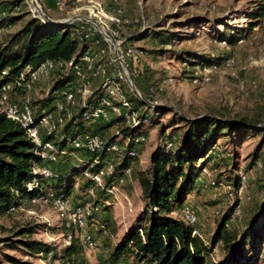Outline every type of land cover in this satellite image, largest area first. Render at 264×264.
<instances>
[{"label": "rangeland", "instance_id": "obj_1", "mask_svg": "<svg viewBox=\"0 0 264 264\" xmlns=\"http://www.w3.org/2000/svg\"><path fill=\"white\" fill-rule=\"evenodd\" d=\"M37 1L45 14L54 20L87 17L85 10L87 6L101 5L111 11L107 0H78V3L77 0H62L64 5L62 10L58 9L52 0ZM261 1L120 0L126 16L141 20L138 26L128 27L121 32L127 45L140 52L129 62L127 71L145 100L149 99V96L144 95L146 91L149 89L156 91L150 97L152 101H149L156 102L155 106L144 102L146 106L139 105L145 122L134 135L143 134L146 142L137 149V158L124 159L118 154L109 157L117 172L127 166L131 168L130 177L119 187V191L128 196L132 210L126 209V203L120 195L117 203L112 198H105L106 196L99 191L101 199L99 211L92 220H87L83 230L75 231V238L71 243L76 247L75 253L62 258L67 248L64 244L66 216L58 213L50 201L31 204L25 200L16 212L0 217V264H52L47 261V255L31 253L17 244L21 239H28L49 248L52 261L56 260L61 264H65L68 259L73 261V264H131L129 258L112 259L111 253L123 235L138 226L141 221L144 204L141 189L133 173L141 169L147 170L152 151L164 145L170 136L178 139L179 132L176 130L182 126L180 117L184 120H194L217 114L229 119H246L254 124L259 123L255 126L257 128L264 126V26L249 30L247 18L248 13ZM15 3L20 6V10L9 14L1 21L0 27L10 25L9 32L0 34L1 46L10 41L32 17L43 20L46 24L64 25L44 20L38 9V13L32 12L28 7L32 4L30 0H0V7L14 6ZM96 25L100 28L98 23ZM148 30L149 34L146 33ZM230 30L241 31L238 36L242 40L231 45H219L214 41H219V37L222 41ZM153 33H166L169 36L172 42L169 51L154 41ZM128 37L132 41L129 42ZM171 49L211 57L218 62L219 67L211 74V79L207 83L187 80L181 76L180 59L174 56ZM227 60L231 62L229 67L225 65ZM200 75L198 71L194 74L196 78ZM42 93L41 90L38 94ZM31 97L38 98L36 94ZM104 129L106 133L104 138L113 139L116 127ZM225 141L227 142H220L223 151L220 154L223 156L207 165L209 171L213 173L209 176H200L202 188L192 194L181 210L187 208L194 214L198 234L203 241L211 242L218 225L223 219H228L226 217L230 214L231 208L239 206L238 218L227 221L226 230L221 234L222 239L214 246V255L230 263L231 259L237 258L233 247L235 242H231L230 238L240 237L246 232L245 228L250 224L251 215L264 203V168L249 169L250 162L256 158L264 163V132L250 133L240 145L230 142L229 138ZM115 142L120 145L124 140L117 135ZM68 149L69 145L65 147V151ZM95 160L82 151H67L60 159L61 162L49 165L54 176L44 182L52 183L56 175L58 176L56 179L61 182L65 180L63 178L65 175L76 172L71 175L72 184L67 197L70 203L80 205L84 202L85 191L90 185L82 173L87 170L95 171ZM52 168L56 169L55 172ZM244 170L245 172L249 170L246 172L248 183L241 190L232 188V184L228 186L234 181L237 173ZM212 175L221 176L226 183L221 187H211ZM106 184L113 185V179H108ZM48 190L57 192V189ZM180 215V210L175 211V217L180 218ZM102 227H105L107 234L103 233ZM28 230L31 231L29 236L22 235L28 233L22 231ZM109 235H113L114 238H109ZM90 240L97 245L90 247L88 244ZM6 243H11L12 246L10 244L5 246ZM263 251L264 243L261 252ZM252 253H249V257H252ZM255 264L264 262L260 257Z\"/></svg>", "mask_w": 264, "mask_h": 264}, {"label": "trees", "instance_id": "obj_2", "mask_svg": "<svg viewBox=\"0 0 264 264\" xmlns=\"http://www.w3.org/2000/svg\"><path fill=\"white\" fill-rule=\"evenodd\" d=\"M247 18L249 19V30L264 26V0L248 13ZM88 28V25L81 22L53 25L43 23L40 19L30 18L11 37L10 41L3 46L0 45V73L7 70L9 74H17L27 68L35 69L46 59L59 62L68 61L74 55L80 56L87 50L93 39L100 38L99 35H92L87 40L85 35L88 34ZM240 32L230 30L222 41L220 40L221 37L218 38L219 41H214L219 45H221V42H225L226 45L240 42L242 40L238 36ZM146 33L149 34L150 30ZM152 38L164 49L169 51V48H171L172 42H170L171 40L166 33H153ZM128 41H132L131 38L128 37ZM172 52L178 60L180 59L181 76L187 80L199 79L201 75L199 78L194 76L197 71L202 73L205 68L216 67L217 70L219 67L218 62L211 57H201L196 53L183 50H172ZM6 80V78L0 77V85ZM71 81V78L67 80L56 77L52 81L48 96L44 87L40 89L39 92L42 90L43 93L38 94V92L36 94L38 98H34L32 101L34 114L37 115L44 109L50 108L56 97L55 93L66 88ZM122 86L124 95L130 102L134 103L136 108H140L139 105H145L131 92L128 85L123 84ZM127 88L129 91L126 90ZM148 92L149 90L144 94L147 97L149 96ZM100 97V90H95L89 102L96 104ZM150 97L152 96L148 97V101H152ZM50 109L52 110V108ZM82 111L83 108H76L74 116L66 122L64 128L55 136H46L45 140H53L61 148L66 147L65 141L61 142L59 140L61 136L60 139L64 136L96 135L107 143H115L117 131L120 133L121 138L132 136L144 124L142 123L140 127L131 129L123 123L121 124V119L110 121L76 120ZM141 119H143L142 115ZM237 120L217 114L202 116L194 120H184L180 117L182 126L176 130L179 132L178 139L170 136L164 145L158 146L152 151L149 158V168L133 173L141 189L144 204L140 216L141 221L138 226L127 231L118 241L111 253L112 259L129 258L131 264H255L259 260L260 255L264 253V251L261 252L264 243V203L257 212L251 215L250 224L245 228L246 232L242 233L240 237L230 238L231 242H235L233 247L237 257L236 260L231 259L230 263L220 260L214 255V246L222 239L221 234L226 230L227 221L238 218V216L233 217V211L237 205L231 208L230 214L226 217L228 219H223L218 225L211 242L203 241L202 238L193 235L195 230L198 231L196 225L192 226L187 223L182 215H180V218L174 216L175 211H181L188 197L198 190L196 184L200 176L203 175V170L206 169L209 175L213 173V171H209L207 165L223 156L220 154L223 152L220 142L225 143L227 142L225 140L229 138L230 142L240 145L245 142L250 133L260 134L264 132V126L261 128L255 127L259 123L254 124L246 119ZM112 126L116 127L114 138L107 140L104 138L106 134L104 128L108 129ZM119 127L122 128L119 129ZM118 146L124 148V154L132 148L121 142ZM34 149V144L26 137L23 129L15 122L8 120L4 113H0V217L11 215L13 212L9 210L22 205V201L45 196L46 191L50 188L62 191L66 196L68 195L72 184L71 175L76 172L68 173L63 177L65 180L61 182L56 179L58 177L56 175L54 181H51L52 183L49 184L43 181L36 191L29 194L26 192L27 184L32 178L30 167L31 161L35 160ZM67 151L75 152L71 148ZM90 156L95 158V155ZM60 159L58 162H61ZM124 159L130 158L125 156ZM37 163L40 164L39 160H37ZM259 168L261 170L264 168V163L260 159L256 158L250 162L249 169ZM246 172L244 170L237 173L234 181L229 183L228 186L232 184V188L239 189L241 186L239 174L244 175L245 184H247ZM212 178L217 186L218 183H226L221 176H213ZM22 232H28L22 234L24 236H29L31 233L29 230ZM249 235H251V239H249ZM250 240L251 242H249ZM9 244L12 246L11 243ZM9 244L6 243L5 246H9ZM17 244L23 246L27 251L39 255H46L50 251L49 248H44L40 243L28 239H21L17 241ZM75 251L76 247L72 244L65 249V255L62 258L70 257ZM251 252H253L252 257H249ZM10 260L13 261V259Z\"/></svg>", "mask_w": 264, "mask_h": 264}, {"label": "built area", "instance_id": "obj_3", "mask_svg": "<svg viewBox=\"0 0 264 264\" xmlns=\"http://www.w3.org/2000/svg\"><path fill=\"white\" fill-rule=\"evenodd\" d=\"M52 1L58 9L62 10L64 8L62 0ZM107 1L111 11L104 9L101 5L85 7L87 18L98 23L100 29L90 23V21H76L89 26L87 29L88 34L85 35L87 40L92 35L100 36V38L91 41V44L83 54L80 56L74 55L68 61L54 62L53 60L46 59L35 69L28 68L17 74H9L7 70H3L0 73L1 78L7 79L0 85V113H4L8 120L18 124L25 132L26 137L35 146L33 152L35 160L31 161L30 167L32 178L27 184L26 189L28 194L36 191L42 181L51 179L54 176L49 165L57 163L66 154V151L57 142L53 140L46 141L45 137L57 135L64 128L66 122L72 119L76 108H83L82 113L76 120L110 121L121 119V124L123 123L131 129L138 128L145 122L144 118L141 119V109L136 108L134 103L128 100L122 89V85L126 83L131 92L140 100L138 92L131 87L126 76L129 62L140 52L127 45V41L122 37L121 31L131 25L139 24L141 20L126 16L120 0ZM78 2L77 0L76 3ZM28 7L32 12L36 11L38 13L37 8L32 4ZM79 9H76V11ZM19 10L20 6L16 4L14 6L1 7L0 21L4 20L9 14ZM63 24L68 25L70 23L66 21ZM9 30L10 25L2 26L0 27V34L9 32ZM220 44L226 45L225 42H221ZM225 65L229 67L231 62L227 60ZM215 70L216 67L203 69L201 77L198 80H194V82H209L211 74ZM56 77L67 80L71 78L72 81L67 84L66 88L55 93L56 97L54 96L55 98L50 106L52 110L46 108L41 113L35 115L32 108L33 98L31 96L37 94L43 87L48 96L52 81ZM95 90H100L101 97L96 104H93L89 100ZM148 93L149 96H152L156 91L149 89ZM151 104H153L151 106H155L156 102ZM116 134L120 135L118 131ZM60 138L59 140L61 142L65 141L66 146L69 145L72 150L95 155L96 170L92 172L87 170L82 173L90 182L85 191L84 202L80 205H74L69 202L68 197L62 191H48L45 196L33 197L27 201L31 204L50 201L58 213L66 216L64 224L66 237L64 244L70 247L75 238V231L83 230L87 220H92L99 211L101 202L98 195L99 191L106 196L105 198H112L117 203L118 195H120L126 203V209L132 210V204L128 196L119 191V187L123 186L126 179L130 177L131 168L126 167L121 172H117L109 157L118 154L124 157L128 156L130 159L137 158V149L146 142V137L144 135L124 137L125 145L132 147L126 154L123 153V150L116 142L107 143L96 135L64 136V138ZM37 160H39L40 164L37 163ZM203 175L209 176V172L204 169ZM108 179H113V185L106 184ZM244 184L245 177L243 174H240L241 186L239 190L244 187ZM210 185L213 187L217 186L215 181H210ZM221 186L223 184L218 183V187ZM21 203L23 204V201ZM105 203L107 204V202ZM20 207L21 205L11 208L9 211L15 212ZM239 214L238 206L233 211V217H237ZM181 215L187 223L192 226L196 225L197 219L189 209L184 208L181 210ZM102 230L104 234H107L104 227H102ZM193 235L200 237L196 230L193 232ZM109 238L113 239L114 237L109 235ZM88 244L90 247L97 245L96 242L91 240L88 241ZM46 255L48 262L61 264L56 260L52 261L51 252ZM260 257L264 262V253ZM65 264H73V261L67 260Z\"/></svg>", "mask_w": 264, "mask_h": 264}, {"label": "water", "instance_id": "obj_4", "mask_svg": "<svg viewBox=\"0 0 264 264\" xmlns=\"http://www.w3.org/2000/svg\"><path fill=\"white\" fill-rule=\"evenodd\" d=\"M32 5L35 6L41 13V17L50 22V23H54V24H63L64 22H66L67 20L69 21H90V23L94 24L95 26H97V28H99L98 25H96V23L94 21H92L91 19L87 18V17H75V18H66V19H61V20H54L50 17H48L45 12L43 11V9L40 7V5L38 4V1L37 0H30ZM100 29V28H99ZM107 37V36H106ZM126 76H127V79L131 85V87L138 92V95H139V98L142 102L146 103V104H149V105H153L151 104L150 102H148L147 100H145L142 96V94L139 92V90L137 89L136 85L134 84L133 82V79L131 77V75L129 74V72L127 71L126 69Z\"/></svg>", "mask_w": 264, "mask_h": 264}, {"label": "crops", "instance_id": "obj_5", "mask_svg": "<svg viewBox=\"0 0 264 264\" xmlns=\"http://www.w3.org/2000/svg\"><path fill=\"white\" fill-rule=\"evenodd\" d=\"M149 158H150V157H149ZM140 162H141V161H140ZM141 170H143V169H141ZM200 182H202V181H201V179L199 178V179L197 180V184H196L198 190H200V189L202 188ZM191 196H192V194L188 197L187 201H189V198H191ZM187 201H186V202H187Z\"/></svg>", "mask_w": 264, "mask_h": 264}]
</instances>
